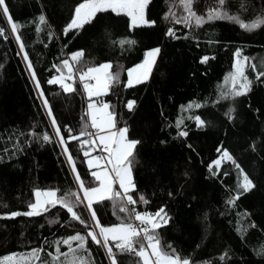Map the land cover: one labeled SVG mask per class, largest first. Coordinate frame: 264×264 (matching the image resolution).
<instances>
[{
	"label": "trees",
	"instance_id": "obj_1",
	"mask_svg": "<svg viewBox=\"0 0 264 264\" xmlns=\"http://www.w3.org/2000/svg\"><path fill=\"white\" fill-rule=\"evenodd\" d=\"M81 2L6 0L12 22L22 26L18 32L36 71L35 80L10 22L0 11V28L8 37L0 36V259L43 248L41 259L50 261L46 253H55L56 241L90 230L59 204L39 216H10L12 212L28 211L37 189H59V194L79 191L83 199L67 153L54 131L52 116L66 141L69 135L79 137L70 140L67 147L81 179L86 186L99 184L87 165V159L96 154L94 150L90 153L92 140L80 135L86 126L89 132V122L87 98L77 78L79 71L74 74V84L66 81L75 91L65 92L59 84L47 82L61 75L53 65L63 69L64 59L79 69L81 65L71 61V54L83 50L81 64L108 62L112 64L110 71L119 74V83H113L95 100L109 105L115 127H127L128 139L140 141L129 157L135 185L130 194L138 201L132 206L140 212H155L165 206L171 219L157 229L161 245H171L193 264H264V254H257L264 245V77L255 80L249 72L251 90L236 97L224 83L234 70L237 50L253 63L264 59V27L249 32L223 19L201 26L194 21L192 26L176 24L172 17L165 16L170 11L177 17L187 15L178 0H150L146 19L155 23L131 26L128 16L109 10L97 13L91 23L65 35L75 6ZM243 2L242 9V0H227L229 14L250 22L264 13V0ZM215 6L216 0H196L193 4L197 14H206ZM42 14L46 24H38ZM170 28L175 36L167 35ZM121 39L135 43L123 47L114 43ZM156 48L160 52L149 79L127 87L128 70L140 65L146 53ZM205 56L209 59L201 63ZM63 72L67 76V69ZM45 99L51 106V116ZM128 101H135L132 110L126 107ZM192 101L201 106L188 110L182 107ZM196 116L205 122L203 127L198 126ZM69 127L70 134L66 131ZM181 131L188 135H179ZM45 133L50 141L43 140ZM85 140L89 143L81 147ZM225 150L236 163L227 160L216 168L212 164ZM244 174L254 187L230 204L229 200L243 191L239 184ZM114 190L118 191L116 187ZM139 195L148 203L140 202ZM92 209L104 226L128 217L109 199L94 201ZM75 210L94 226L89 209L78 204ZM88 249L95 264H111L105 249L91 239ZM65 251L67 246L62 245L61 252ZM221 256L225 258L221 260ZM138 260L132 253L117 256L118 264H138Z\"/></svg>",
	"mask_w": 264,
	"mask_h": 264
},
{
	"label": "snow or ice",
	"instance_id": "obj_2",
	"mask_svg": "<svg viewBox=\"0 0 264 264\" xmlns=\"http://www.w3.org/2000/svg\"><path fill=\"white\" fill-rule=\"evenodd\" d=\"M196 0H178L179 6L183 9L187 15L177 17L174 12H169L165 19L169 16L172 17L176 24L183 23L186 26H192L194 21L196 26H201L204 23L212 20H229L233 23H238L239 26L245 31H254L258 28L264 27V13L257 16L250 22H244L238 14H229L226 3L227 0H216V6L209 8L206 14H197L193 8V4ZM150 0H82L74 9V15L68 25L64 29V34L67 35L69 31L80 30L85 24H89L96 17L97 13L106 12L111 10L112 12L124 14L131 20V26H139L142 24L155 23L146 19V9ZM245 4L242 0L241 8L243 9ZM0 11L7 17L10 22L11 31L15 33V39L19 42L21 52H23L24 59L28 63V68L31 72L33 79H36V71L33 68L32 62L28 57V53L24 50L25 45L22 41L21 35L18 32L22 26L12 22V17L9 14V8L6 0H0ZM206 16V18H205ZM46 17L42 14L38 17V24H46ZM41 29L38 27L37 31ZM5 29L0 28V36L8 37L4 35ZM167 35L175 36V32L170 28ZM119 46L123 47L125 44L132 45L135 43L133 40L121 39L115 41ZM160 49L156 48L146 53L144 62L137 67L128 70L127 87H132L135 83L143 82L151 72L152 66L155 64V58L159 54ZM236 57L234 63V71L228 73L225 77L224 83L230 85V93L233 97L245 95L251 90L252 80L249 79L248 73L254 74V79L259 80L264 77V59H260L257 62H251L248 56H242L240 50L234 54ZM83 50L71 54V61L77 65H81L79 69H75L74 65L70 63L69 59L62 61L63 69H67V76L64 75L63 69L57 65H53L58 72L61 73L58 77H53L47 82L49 84H59L65 92L75 91L73 84L75 83L74 74L79 71V79L83 84V88L86 90L87 95L91 98L94 95H100L107 93L110 86L113 83H119V74H113L110 69L112 64L105 62L98 66H88L87 62L81 64L83 60ZM209 58L207 56L201 59V63H206ZM135 74V75H134ZM72 80L73 84H69L66 81ZM90 81H95L94 84ZM37 87L39 88V80H36ZM223 95V93H222ZM41 96L43 91L41 90ZM45 105L48 108L49 115H52L51 106L48 105L47 99L44 100ZM135 101H128L126 107L132 110ZM201 105L195 101L190 102L187 106H182L185 110L193 107H200ZM88 108L91 110L86 115L91 116V126L103 131L106 127H115L114 117L111 112L108 111L109 105L101 102V107L97 108L95 104L90 103ZM99 113V115H98ZM197 121L199 127L204 126V121L199 116L194 118ZM182 123V121L178 122ZM52 125L54 131L59 137L60 144L64 147L65 153H67L68 161L73 169L78 182L79 189L83 192V199L80 192L69 191L67 193L59 194V189L39 190L34 192V202L28 205L29 210L25 212H12L11 217L17 216H39L44 212L49 211L50 207H56L58 204L65 208L68 213L71 214L72 219L79 221L86 229H90L85 234L76 233L66 239L56 241L55 253L48 252L46 255L50 257V261H44L41 259L45 249L34 248L27 254H12L10 256L0 259V264H26L31 259L39 261L40 264H95L94 259H91V253L88 249V241L92 242L105 249V252L111 262V264H118L117 256L120 253H132L139 258L138 264H193L190 258L182 257L177 251L171 247V245L162 246L159 233L157 229L166 225L171 219L165 210V206H160L155 212H140L128 205L135 206L137 199H134L130 192L135 191V185L132 179L131 164L132 160L129 157L133 156V151L140 143L138 140L128 139V128L123 127L118 132L111 133L105 137L99 136L101 144H104V151H108L109 159L108 163L112 165L109 171L103 172H91V176L96 181H99V187H93L85 184V181L81 179L80 173L76 171L75 160L72 153L69 152L67 144L70 140H78L79 137L69 135V140L66 141L64 135L61 132V126L57 123L56 118L52 116ZM66 131L70 134L72 129L66 128ZM81 136H92L93 133L87 131V126L80 133ZM181 136H187V131H181ZM44 141H50L51 137L48 134L43 135ZM95 143V141H92ZM89 141L85 140L81 143V147L88 144ZM219 151V149H218ZM84 155L89 156V152L85 151ZM222 158H227L236 163L233 157L225 150L222 153ZM101 158L96 157L95 161H99ZM89 167L96 166L93 159L87 161ZM217 167L220 165V160L213 162ZM236 167L240 169L239 164ZM211 171V166H210ZM243 173V169H240ZM118 183L119 188L123 190H114V184ZM254 187L252 180L248 175L244 174L242 182L239 184V188L242 192H238L233 199L229 200L230 204H234L239 196L243 192H248ZM99 197L101 199H109L116 202L118 210L128 214L126 220H121L120 223L112 226H104L100 224L99 218L96 217L95 210L92 209L94 198ZM138 200L144 204L148 203V200L139 195ZM86 201V203H85ZM78 204H83L90 210L92 221L94 226L82 218L80 214L75 210ZM6 207V206H5ZM119 219V217H118ZM136 221L139 224L135 223ZM55 221H50L54 223ZM255 225H252L254 227ZM99 229V232L96 231ZM243 231V230H242ZM111 242V243H110ZM75 243V247L73 244ZM67 246V251L61 252V246ZM170 249L169 250H166ZM116 249L117 251H114ZM257 254H264V245H262ZM225 255H227L225 253ZM225 257L221 256L223 260Z\"/></svg>",
	"mask_w": 264,
	"mask_h": 264
},
{
	"label": "rangeland",
	"instance_id": "obj_3",
	"mask_svg": "<svg viewBox=\"0 0 264 264\" xmlns=\"http://www.w3.org/2000/svg\"><path fill=\"white\" fill-rule=\"evenodd\" d=\"M142 25H144V24H142ZM145 58H146V57H145ZM156 58H157V57H156ZM156 58H155V61H156ZM144 60H145V59H144ZM235 60H236V58H235ZM143 62H144V61H143ZM143 62H142V63H143ZM142 63H141V64H142ZM153 66H154V65H153ZM153 66H152V69H153ZM136 67H137V66H136ZM134 68H135V67H134ZM152 69H151V71H152ZM233 71H234V70H233ZM150 74H151V72H150ZM150 74L148 75V77H147L144 81H147V80L149 79ZM134 75H135V74H134ZM128 79H129V77H128ZM128 79H127V81H128ZM134 84H137V83H135V81H134ZM134 84H133V85H134ZM85 95H86V98H87V104H86V107H87L90 103L95 104L96 107L98 106L97 108H100V107H101V105L99 106L100 103H98L95 99H92V98H89V97H88L86 90H85ZM89 111H91V110L89 109ZM108 111H109V109H108ZM98 115H99V113H98ZM119 129H121V128L114 129V128H111V127H106V128L101 132L100 136L103 135V136L107 137V136H109L111 133L118 132ZM98 142L101 144L99 138H98ZM101 145L104 146V144H101ZM94 147H95V143L92 142V148L90 149V153L93 152V150L95 151V148H94ZM223 152H224V151H223ZM223 152H222V153H223ZM222 153H221V155L216 159V160H218V159L220 160V165H219V167L222 165V163H223L224 161H227V160H228L227 158H222ZM96 157H98L97 154L92 155V156H90V157L87 159V161H88L89 159H93V160H94V163H95V165H96V166L91 167L92 172H93V171H96V172L109 171V170L112 168V165H111L110 163H108L109 159H111V157H109V153H108V152H107V154H106L107 165H106L105 162L102 161L101 159H100L99 161H95V158H96ZM216 160H215V161H216ZM87 165H88V163H87ZM212 165L216 166L214 163H213ZM88 166H89V165H88ZM219 167L216 166V168H219ZM98 182H99V181H98ZM99 184H100V182H99ZM99 184H98V186H96V187H99ZM115 187H116L117 189H120L118 183H115V184H114V189H115ZM120 190L123 192L122 189H120ZM118 191H119V190H118ZM82 196H83V192H82ZM97 200H101V198H99V197L94 198V201H97ZM94 201H93V202H94ZM85 203H86V201H85ZM34 260H35V259L33 258V259H31L30 261L26 262V264H35Z\"/></svg>",
	"mask_w": 264,
	"mask_h": 264
},
{
	"label": "built area",
	"instance_id": "obj_4",
	"mask_svg": "<svg viewBox=\"0 0 264 264\" xmlns=\"http://www.w3.org/2000/svg\"><path fill=\"white\" fill-rule=\"evenodd\" d=\"M78 78V81L80 83V86L82 87L83 91L85 92V89L83 88V84L80 82V79H79V76H77ZM90 83L94 84V81H90ZM101 105V104H100ZM89 132L90 133H93L94 135L90 136L91 140L92 141H95V152L96 154L98 155V157L101 158L102 161L105 162V164L107 165V161H106V154L108 151H104V146L101 145L99 142H98V138L101 134V131L92 127L91 125H89ZM119 191H121L120 189H118ZM122 192V191H121ZM128 207L131 209L133 206L132 205H128ZM135 223L139 224L138 221H136Z\"/></svg>",
	"mask_w": 264,
	"mask_h": 264
},
{
	"label": "crops",
	"instance_id": "obj_5",
	"mask_svg": "<svg viewBox=\"0 0 264 264\" xmlns=\"http://www.w3.org/2000/svg\"><path fill=\"white\" fill-rule=\"evenodd\" d=\"M94 83H95V81H94ZM105 93H102V94H100V95H94V96H92L91 98L92 99H95V98H97V97H99V96H101V95H104ZM99 106H100V104H99ZM98 107V106H97ZM86 111H87V113H90V111H89V108H88V106L86 107ZM87 117H88V122H89V125H91V116L90 115H87ZM114 129H118V128H116V127H114ZM102 132V131H101ZM90 168V167H89ZM91 169V168H90Z\"/></svg>",
	"mask_w": 264,
	"mask_h": 264
},
{
	"label": "water",
	"instance_id": "obj_6",
	"mask_svg": "<svg viewBox=\"0 0 264 264\" xmlns=\"http://www.w3.org/2000/svg\"><path fill=\"white\" fill-rule=\"evenodd\" d=\"M67 81L73 82L72 80H67Z\"/></svg>",
	"mask_w": 264,
	"mask_h": 264
}]
</instances>
